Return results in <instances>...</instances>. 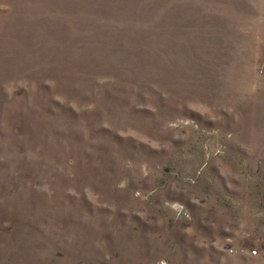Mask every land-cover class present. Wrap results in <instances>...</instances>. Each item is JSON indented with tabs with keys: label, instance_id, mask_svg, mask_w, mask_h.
<instances>
[{
	"label": "rangeland",
	"instance_id": "rangeland-1",
	"mask_svg": "<svg viewBox=\"0 0 264 264\" xmlns=\"http://www.w3.org/2000/svg\"><path fill=\"white\" fill-rule=\"evenodd\" d=\"M0 264H264V0H0Z\"/></svg>",
	"mask_w": 264,
	"mask_h": 264
},
{
	"label": "built area",
	"instance_id": "built-area-1",
	"mask_svg": "<svg viewBox=\"0 0 264 264\" xmlns=\"http://www.w3.org/2000/svg\"><path fill=\"white\" fill-rule=\"evenodd\" d=\"M257 251L256 250H253V253H256Z\"/></svg>",
	"mask_w": 264,
	"mask_h": 264
}]
</instances>
